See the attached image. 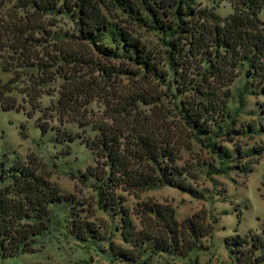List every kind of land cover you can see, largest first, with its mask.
<instances>
[{
  "label": "rangeland",
  "instance_id": "obj_1",
  "mask_svg": "<svg viewBox=\"0 0 264 264\" xmlns=\"http://www.w3.org/2000/svg\"><path fill=\"white\" fill-rule=\"evenodd\" d=\"M4 1L6 6L13 2ZM193 2L195 8L210 7L221 16L232 10L228 0ZM105 12L111 22L145 45L168 76H148L125 58H103L91 43L78 38L67 12L47 16L46 28L58 38L42 35L46 40L41 41L42 36L35 34L39 41L23 51L26 57L0 50V158L33 163L70 198L51 207L47 230L36 239L33 251L0 258V264H121L110 261L106 242L78 240L69 233L77 219L102 231L118 222L117 215L100 207L95 180L82 181L86 167L100 161L83 140L94 137L99 127L120 131L127 138L150 131L175 156L169 165L177 168V174L168 183L155 181L130 192L114 190L138 228L141 217L136 212L143 202L170 209L177 222L195 216L194 221L207 231L198 239L199 247L185 257L162 251L147 257L144 264H236L228 248L235 235H263L264 229V129L259 126L264 80L247 74L244 67L221 88V93L228 90V113L212 133L197 139L177 107L193 92L187 81L183 86L173 80L165 60L166 38L116 6ZM259 17L264 20V7ZM57 39L76 56L68 65L54 58L60 46ZM99 43L113 45L108 36L100 37ZM38 63H45L46 69ZM58 129L74 140L56 141ZM245 166L251 171L244 172ZM135 167L152 168L159 175L154 163ZM148 223L156 236L160 228ZM113 239L119 241L117 233Z\"/></svg>",
  "mask_w": 264,
  "mask_h": 264
},
{
  "label": "trees",
  "instance_id": "obj_2",
  "mask_svg": "<svg viewBox=\"0 0 264 264\" xmlns=\"http://www.w3.org/2000/svg\"><path fill=\"white\" fill-rule=\"evenodd\" d=\"M59 1L13 0L6 6L0 0V50L23 54L33 42L46 40L42 35L58 38L46 28L47 16L67 12L77 26L78 38L91 43L103 58H125L148 76L167 77L168 73L159 67L140 40L108 19L105 11L116 6L128 18L158 30L166 38L165 60L173 80L177 78L183 86L187 81L186 86L193 92L190 99L177 107L197 139L212 133L228 113V90L221 93V88L228 86L244 67L247 74L264 80V20L259 17L264 0H228L232 10L225 16L210 7L195 8L193 0H61V4ZM35 34L42 38L36 39ZM103 36H108L113 45L97 44ZM56 41L60 43L56 46L58 55H54L56 62L68 65L74 61L76 56L61 47L62 40ZM36 66L47 67L45 63ZM261 90L264 92V88ZM259 126L264 129V108ZM97 130L94 137L83 142L100 161L86 167L82 181L88 177L95 180L100 207L112 216L117 215L118 222L102 231L77 219L69 233L78 240L106 242L110 261L121 264H144L147 257L162 251L185 257L197 249L198 239L207 231L194 221L195 216L177 222L170 209L142 202L136 212L141 217L142 227L138 228L130 210L122 204L123 198L114 193V190H140L155 181L168 183L177 174V168L169 165L174 154L163 148V142L150 131L136 132L127 138L110 128ZM55 137L60 143L75 138L59 129ZM165 146L168 147V142ZM237 152L241 153L239 148ZM164 158L166 162L162 164ZM146 162L158 166L160 176L155 169L135 167ZM243 169L251 171L249 166ZM62 201L70 198L33 163L0 158V258L33 251L36 239L47 230L51 207ZM145 221L160 228L155 231L156 236L149 223L143 227ZM262 231L263 235H235L228 248L236 264L264 262ZM115 233L119 241L112 240Z\"/></svg>",
  "mask_w": 264,
  "mask_h": 264
}]
</instances>
